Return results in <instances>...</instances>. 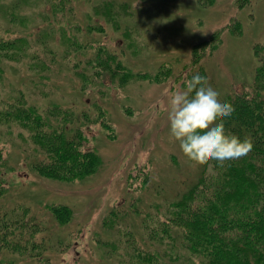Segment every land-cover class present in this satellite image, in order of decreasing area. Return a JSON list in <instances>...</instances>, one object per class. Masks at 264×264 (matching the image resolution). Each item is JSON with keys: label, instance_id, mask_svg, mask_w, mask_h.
I'll list each match as a JSON object with an SVG mask.
<instances>
[{"label": "rangeland", "instance_id": "374dc122", "mask_svg": "<svg viewBox=\"0 0 264 264\" xmlns=\"http://www.w3.org/2000/svg\"><path fill=\"white\" fill-rule=\"evenodd\" d=\"M105 1L118 11L116 21L95 15L88 30L85 12ZM207 2L0 0L1 33L25 37L32 47L19 61L3 64L0 99L11 101L19 90L38 106L46 107L55 99L74 115L81 109L91 118L97 116L94 104H98L110 125L105 128L102 121H93L82 126V147H94L102 162L92 175L70 182L35 173L25 132L0 125L3 259L15 256L17 264H135V250L162 251L163 263L170 254L175 262L197 259L181 239L150 238L141 222L148 218L146 213L155 214V206L161 209L166 200L190 185L202 168L183 155L178 141L170 139L166 93L185 89L182 80L187 70H181L190 62L192 44L215 30L220 31L218 48L201 62L208 85L219 96L251 81L253 46L264 43V0H249L243 6L235 0ZM233 22H239V33L229 31ZM99 44L107 49L93 51ZM106 52L134 73H152L162 64L172 74L161 81L135 75L121 85L113 67L112 76L108 69L97 71L91 66L94 56L109 59ZM115 63L111 66L116 67ZM83 73L95 83L87 84L81 93L77 84L84 83ZM51 204L70 207V220L64 224L54 220L47 207ZM22 206L27 208L26 219L18 214ZM5 208L16 210L3 214ZM32 222L38 226L34 233ZM31 240L47 247L37 261L23 252ZM9 245L18 249L12 252Z\"/></svg>", "mask_w": 264, "mask_h": 264}, {"label": "trees", "instance_id": "16d2710c", "mask_svg": "<svg viewBox=\"0 0 264 264\" xmlns=\"http://www.w3.org/2000/svg\"><path fill=\"white\" fill-rule=\"evenodd\" d=\"M212 1L208 0L207 4ZM235 2L243 6L249 0ZM124 6L125 4H121V7ZM115 14L118 11L114 10L110 1L100 5L93 4L85 12L89 20L86 28L89 30L93 27L90 25L95 15L115 22ZM229 25L230 32H240L239 22ZM219 34L220 31L215 30L209 38L192 44L190 62L183 64L181 70H187L185 79L182 80L184 87L186 81L196 74L206 77L201 60L207 53L211 54L218 48ZM31 48L25 37H6L0 31V73L5 61H19L29 54ZM99 49L107 48L99 44L93 51L97 52ZM253 53L255 64L251 81L237 84L219 96L221 102L231 103L234 107L233 113L223 118L225 133L235 135L241 140H250L251 151L242 158L226 160L223 165L216 160H209L202 165L190 185L166 200L161 209L155 206V214L148 212L144 215L148 218L141 219L147 236L160 242L181 239L187 252L197 259L188 257L185 261L175 262L170 254L169 261L163 263L162 251L156 253L135 250L132 254L135 264H264V43L254 44ZM31 56L34 57L33 54ZM106 56L109 59L103 60L99 55L94 56L90 60L91 66L96 70L100 67L108 69L112 76L114 68L118 72L121 85L135 75L161 81L172 74L171 69L162 64L152 73H134L116 60L112 53L106 52ZM112 63L116 67L111 66ZM81 77L84 83L78 82L77 89L83 93L87 84L95 82L92 76L87 78L84 73ZM39 91L41 94H48L43 89ZM50 100L51 103L46 107H39L34 102H29L24 93L18 90L11 101L0 99V125H13L18 133L25 132V141L31 145L33 154L30 158L31 168L41 177L64 182L84 179L97 171L102 160L94 147H82V126H87L89 122L102 121L105 128H110L104 110L94 104L98 110L96 117H88L81 109L74 115L72 109L61 108L55 99ZM1 153L0 148V167H3ZM47 207L59 224L70 220L72 210L67 205L51 204ZM15 210L11 208L7 211L5 208L3 214H12ZM20 211L18 214L26 219L27 208L22 206ZM35 223L32 222L35 227L30 229L31 233L38 231ZM20 224L23 225V221ZM6 234L7 232L3 233ZM8 248L12 252L18 249L15 245H9ZM46 248L44 242L36 244L31 240L23 252L37 261ZM6 252L12 253L8 250ZM13 258L5 260L0 256V264H17Z\"/></svg>", "mask_w": 264, "mask_h": 264}, {"label": "clouds", "instance_id": "9594fccd", "mask_svg": "<svg viewBox=\"0 0 264 264\" xmlns=\"http://www.w3.org/2000/svg\"><path fill=\"white\" fill-rule=\"evenodd\" d=\"M170 139L179 142L185 157L198 165L216 160L239 159L252 149L248 139L226 134L223 118L234 107L221 102L219 92L208 85L206 77L194 75L186 81L184 90L166 93Z\"/></svg>", "mask_w": 264, "mask_h": 264}]
</instances>
